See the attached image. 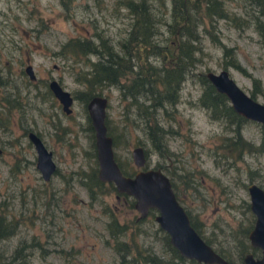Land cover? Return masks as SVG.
Wrapping results in <instances>:
<instances>
[{
  "label": "rangeland",
  "instance_id": "obj_1",
  "mask_svg": "<svg viewBox=\"0 0 264 264\" xmlns=\"http://www.w3.org/2000/svg\"><path fill=\"white\" fill-rule=\"evenodd\" d=\"M64 2L67 6L60 0H0V93L10 98L5 102L8 107L0 110V202L17 221L14 232L0 240V249L8 253L24 243L20 251L25 261L15 258L20 264H117L119 252L104 226L106 211H112L119 222L128 225L121 237L129 243L155 252L163 264H185L170 258L151 214L138 217L129 198L116 196L114 190L89 199L78 181L77 171L90 162L85 152L89 146L85 110L74 96L81 87L75 73L82 62L56 49L66 37L89 35L95 28L115 39L124 34L129 16L116 0ZM225 2L230 7L239 5V0ZM216 32L220 44L203 38L204 51L195 70L221 67V44H229L245 70L227 65L229 74L248 93L252 78H257L261 91L254 97L263 101L264 46L256 30L238 29L219 18ZM159 59L150 56L154 63ZM26 63L31 65L33 78L28 79L23 70ZM49 77L73 94L70 111H63L53 95L43 93ZM195 78L194 74L185 76L175 103L158 115L167 155L158 151L160 132L154 130L152 138L135 114L124 115L116 87H102L100 92L107 96L105 112L118 136L114 147L118 157H130L131 146L141 143L147 151L145 165L165 163L179 201L199 223L200 232L214 247L225 251L229 247L234 254L238 224L247 214L243 210L248 202V172L251 180L264 185V142L263 149L245 151L240 159L223 157L218 152L219 141L230 132L227 120L210 117L205 107L195 103L200 89ZM24 127L36 129L52 152L57 172L46 181L35 166L34 149ZM241 133L253 142L264 140V126L253 119L242 120Z\"/></svg>",
  "mask_w": 264,
  "mask_h": 264
},
{
  "label": "trees",
  "instance_id": "obj_2",
  "mask_svg": "<svg viewBox=\"0 0 264 264\" xmlns=\"http://www.w3.org/2000/svg\"><path fill=\"white\" fill-rule=\"evenodd\" d=\"M60 1L67 6L64 0ZM92 1L97 2V0ZM116 3L118 6H123L129 16L124 34L112 39L102 32V29L95 28L89 35L66 37L56 49V52L64 56L70 55L82 62L75 73V80L81 87L74 93L82 104L92 93L100 92L102 87L110 85L116 87L119 97L124 102V115L127 116L130 112L135 114L152 138L154 130L160 132L158 151L167 155L165 140L162 138L164 128L158 115L160 110L164 111L167 106L175 103L180 81L185 76L194 74L200 84L195 103L205 107L210 117L226 119L230 129L228 134L221 136L218 152L223 157L230 156L231 160H235L240 159L245 151L263 149V138L253 142L242 135L241 122L246 118L235 112L225 94L214 88L203 74V70H195V67L202 59L205 36L210 41L220 44L216 32V22L219 18L238 29L252 27L256 30L261 45L264 46V0H239L238 7L228 6L225 0H116ZM91 54L92 58H90ZM221 55V66L230 65L242 72L245 71L231 45L222 43ZM150 56L160 59L154 63L150 60ZM260 91L259 80L252 78L249 94L254 96ZM5 102L8 100L0 95V110L5 106L8 107ZM85 118V130L89 137V146L85 152L90 162L86 169L81 168L77 171V177L78 181L84 185L89 199H95L102 193L115 189L111 181L97 177L93 133L86 111ZM259 123L264 126L263 122ZM105 124L115 147L118 136L109 126L107 117H105ZM144 152L147 159L145 148ZM114 156L122 172L131 173L134 170L129 156L119 158L115 152ZM154 166H159L168 175L175 196L179 200L175 182L167 165L156 163ZM248 174V180H251L250 172ZM241 183L243 184L242 181ZM261 185L264 187L263 184ZM123 196L129 198L128 203L131 205L132 196L127 194ZM5 208V203L0 202V240L11 235L17 225V221L13 220ZM245 208L246 213L251 215L247 201H245ZM185 210L192 226L205 241L211 244L210 238L200 232L196 219L189 210L186 208ZM153 212L154 208L149 207L146 214L152 215ZM106 213L108 217L104 221V226L120 255L117 264H163V259L155 252L139 250L138 246L132 245L126 238L121 237L126 234L128 225L125 222H119L112 211H106ZM132 221L137 220L132 219ZM251 223L252 217H246L242 224H238L235 241L232 243L234 254L229 253V247L225 248L227 250L225 251L220 246H211L229 261H240L243 253L249 248L246 231ZM157 229H160L161 239L169 250L171 259L176 257L185 264H211L179 254L168 241L166 232L159 227ZM132 234L131 230V237H133ZM23 244L13 247L8 253L0 249V264H20L15 258L25 261L24 253L20 251Z\"/></svg>",
  "mask_w": 264,
  "mask_h": 264
},
{
  "label": "water",
  "instance_id": "obj_3",
  "mask_svg": "<svg viewBox=\"0 0 264 264\" xmlns=\"http://www.w3.org/2000/svg\"><path fill=\"white\" fill-rule=\"evenodd\" d=\"M25 69L30 77L34 76L29 63ZM203 74L216 90L225 94L235 112L264 123V102L240 87L227 67L221 66L216 70L206 68ZM48 86L67 109L71 101L69 91L54 78L49 79ZM106 101L107 97L102 92L92 93L85 101V110L93 132L97 177L111 181L116 191L132 196V206L138 211L137 216H144L148 208L153 207L152 218L166 232L168 241L179 254L205 263L235 264L216 251L192 226L185 208L175 196L168 175L159 166L145 165L146 156L140 144H134L130 148L134 170L131 173L122 172L113 154L111 135L106 131L104 123ZM28 134L36 153L35 166L45 177L54 167L50 150L37 134L32 131ZM245 188L248 207L253 214L246 237L250 245L259 248L260 254L253 256L250 250L246 251L242 264H264V187L249 180Z\"/></svg>",
  "mask_w": 264,
  "mask_h": 264
},
{
  "label": "flooded vegetation",
  "instance_id": "obj_4",
  "mask_svg": "<svg viewBox=\"0 0 264 264\" xmlns=\"http://www.w3.org/2000/svg\"><path fill=\"white\" fill-rule=\"evenodd\" d=\"M26 64H28V63H26ZM26 64H24V66H23V70L25 71V73H26V75H27V77H28V79H30V78H33V77H30L29 75H28V73H27V71H26V69H25V66H26ZM32 70V69H31ZM32 73H33V71H32ZM33 75H34V73H33ZM51 78H54V77H49V79H51ZM27 79V80H28ZM49 79L47 80V82H46V85H45V89H43V93H48V94H50V95H53L56 99H57V101H58V103H59V105H60V108L63 110V111H65V112H68V111H70V109H71V105H70V103H71V101H72V99L74 98V96H73V94L72 93H70V91H69V93H70V95H71V101H70V103L68 104V108L67 109H65L64 107H63V105H62V102L61 101H59V99L53 94V92H52V90L50 89V87L48 86V81H49ZM55 79V78H54ZM59 84H60V82L57 80V79H55ZM61 85V84H60ZM62 86V85H61ZM63 87V86H62ZM0 95H3L4 96V98H6V100H10V98H9V95L8 94H6V93H0ZM16 97V96H15ZM107 97V96H106ZM86 101V100H85ZM106 103H107V101H106ZM84 104V108H85V103H83ZM105 107H106V105H105ZM86 111V110H85ZM87 114V113H86ZM105 117H106V112H105V115H104V123H105ZM89 119V118H88ZM106 125V124H105ZM30 131H32L33 133H35V134H37L38 136H39V138L41 139V141H42V143L44 144V146L47 148V149H49L46 145H45V143L43 142V140H42V138H41V136L39 135V132L36 130V129H33V128H31V127H24L23 128V133H25L26 134V137H27V139H28V141L31 143V145H32V147H33V149H34V146H33V142H32V140H31V138L29 137V132ZM106 131H107V127H106ZM93 133V132H92ZM111 140H112V137H111ZM134 144H140L141 146H142V148H143V152H144V147H143V145L141 144V143H134ZM133 144V145H134ZM132 145V146H133ZM93 146H94V144H93ZM112 147H113V144H112ZM0 148H1V150H0V152L2 151V147L0 146ZM50 150V149H49ZM114 152H115V150H114V147H113V154H114ZM34 153H35V149H34ZM144 154H145V152H144ZM129 155H130V150H129ZM50 157L52 158V160H53V162H54V167H53V169L48 173V175L47 176H43V175H41L40 174V171H39V175L41 176V178L44 180V181H46L49 177H50V175L52 174V173H54V172H57L56 171V164H55V161H54V159H53V157H52V152H51V150H50ZM115 157V156H114ZM131 158V157H130ZM35 161H36V153H35ZM145 161H146V159H145ZM134 165V164H133ZM134 168H135V165H134ZM114 192H115V195L116 196H118V195H122L123 196V194H125V193H123V192H121V191H116V190H114ZM248 209H249V207H248ZM249 211H250V209H249ZM243 212H246V208H245V210H243ZM250 213H251V215H249V214H246V217H252V221H253V214H252V212L250 211ZM252 224V223H251ZM250 227V226H249ZM248 230V229H247ZM247 232V231H246ZM248 240V239H247ZM249 243V242H248ZM214 248V247H213ZM248 250H250L251 251V253H252V255L253 256H258L259 254H260V252H259V248L257 247V246H252V245H250V243H249V248L246 250V251H248ZM217 251V250H216ZM245 251V252H246ZM244 252V253H245ZM244 253H243V255H244ZM243 255L241 256V260L240 261H238V262H233V263H235V264H242V259H243ZM227 259V258H226ZM232 262V261H231ZM215 264H218V263H215Z\"/></svg>",
  "mask_w": 264,
  "mask_h": 264
}]
</instances>
